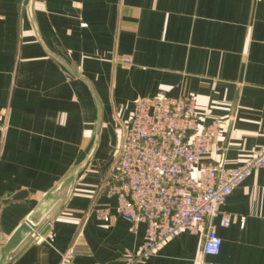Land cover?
Wrapping results in <instances>:
<instances>
[{"label": "crops", "instance_id": "0c3cea01", "mask_svg": "<svg viewBox=\"0 0 264 264\" xmlns=\"http://www.w3.org/2000/svg\"><path fill=\"white\" fill-rule=\"evenodd\" d=\"M0 0V248L56 187L63 208L8 264H129L144 240L105 195L118 128L139 97L194 96L200 121H217L208 160L234 167L264 144V0ZM36 33L39 39L36 37ZM128 57L130 63H123ZM76 70L93 88L67 74ZM116 134V135H115ZM107 209L109 221L96 218ZM231 218L205 262L264 264V167L227 197ZM202 238L182 232L144 262L199 264ZM21 245L18 247L20 248Z\"/></svg>", "mask_w": 264, "mask_h": 264}, {"label": "built area", "instance_id": "2783aa9c", "mask_svg": "<svg viewBox=\"0 0 264 264\" xmlns=\"http://www.w3.org/2000/svg\"><path fill=\"white\" fill-rule=\"evenodd\" d=\"M122 61L130 63L128 58ZM3 115L1 111L0 120ZM219 129L217 121H200L194 96L136 99L129 120L119 127L112 155L116 169L105 188V195L116 199L120 219L133 232L144 227L140 248L125 250L129 264L146 261L182 232L202 238L199 264H219L203 259L220 252L215 220L220 227L231 223L220 207L236 187L264 167V144L234 167L209 161ZM95 216L109 221L107 209L95 210ZM71 255L70 251L63 263Z\"/></svg>", "mask_w": 264, "mask_h": 264}, {"label": "water", "instance_id": "95a60500", "mask_svg": "<svg viewBox=\"0 0 264 264\" xmlns=\"http://www.w3.org/2000/svg\"><path fill=\"white\" fill-rule=\"evenodd\" d=\"M32 3L33 0H30V3L28 5V15L29 19L31 21V24L33 25L34 31L35 29V23L32 18ZM36 37L39 39V36L36 33ZM65 69L67 71V74L72 77L73 79H78L83 82H85L89 89L91 90L94 98L96 99L95 92L93 88L90 86L88 81L84 79L76 70L71 68L69 65L64 64ZM100 124H101V108L100 104L98 102V117H97V122H96V127H95V136L93 138L92 145L85 156L83 162L81 163L80 166L77 168L73 169L61 183L56 187L54 190L53 194H57V197L54 198L53 202L45 211L44 213H39V212H33L31 215H29L18 227L15 229V231L11 234V236L5 241L3 246L0 248V264H8L15 260L25 248H27L29 245L34 243L37 239L38 233L37 231H33L36 227H38L42 222H51L57 213L63 208L65 201H63L52 213L50 211L55 207L56 203L60 200V196L58 195L60 192L61 187L72 177L74 176L78 171L81 169L85 168L86 165L88 164L90 158L92 157V154L95 150L97 140H98V133L100 130ZM116 135V134H115ZM116 146V139L114 142V148ZM24 194L23 193H18L14 196H12L9 199H2L0 200V208L2 205L9 203L10 201H17L22 198ZM21 245L20 248H18Z\"/></svg>", "mask_w": 264, "mask_h": 264}, {"label": "rangeland", "instance_id": "374dc122", "mask_svg": "<svg viewBox=\"0 0 264 264\" xmlns=\"http://www.w3.org/2000/svg\"><path fill=\"white\" fill-rule=\"evenodd\" d=\"M124 58H128V57H124ZM124 58H122V60L124 59ZM129 59V58H128ZM123 62V61H122ZM130 62H131V59H130ZM120 127V126H119ZM119 129V128H118ZM111 168H112V173L114 174V172H115V165L113 166L112 164H111Z\"/></svg>", "mask_w": 264, "mask_h": 264}]
</instances>
